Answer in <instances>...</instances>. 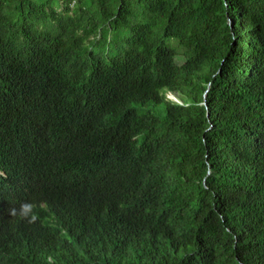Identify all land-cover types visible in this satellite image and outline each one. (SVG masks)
I'll use <instances>...</instances> for the list:
<instances>
[{
	"label": "trees",
	"instance_id": "obj_1",
	"mask_svg": "<svg viewBox=\"0 0 264 264\" xmlns=\"http://www.w3.org/2000/svg\"><path fill=\"white\" fill-rule=\"evenodd\" d=\"M0 264H264V0H0Z\"/></svg>",
	"mask_w": 264,
	"mask_h": 264
},
{
	"label": "clouds",
	"instance_id": "obj_2",
	"mask_svg": "<svg viewBox=\"0 0 264 264\" xmlns=\"http://www.w3.org/2000/svg\"><path fill=\"white\" fill-rule=\"evenodd\" d=\"M41 207H45L41 204ZM41 207H34V204L30 201L22 202L19 207H11L8 213L11 217H18L22 220H26L28 223H33L37 219L39 222L47 221V218L42 217ZM45 223V222H44ZM53 223H56L53 221Z\"/></svg>",
	"mask_w": 264,
	"mask_h": 264
},
{
	"label": "rangeland",
	"instance_id": "obj_3",
	"mask_svg": "<svg viewBox=\"0 0 264 264\" xmlns=\"http://www.w3.org/2000/svg\"><path fill=\"white\" fill-rule=\"evenodd\" d=\"M177 59H178L179 62H182L185 58H184L183 55H179V56L177 57ZM168 97L171 98V99H173V100L178 99L175 95H172V94H168ZM178 100H179V99H178ZM162 107H163L162 111L164 112V106H162Z\"/></svg>",
	"mask_w": 264,
	"mask_h": 264
},
{
	"label": "water",
	"instance_id": "obj_4",
	"mask_svg": "<svg viewBox=\"0 0 264 264\" xmlns=\"http://www.w3.org/2000/svg\"><path fill=\"white\" fill-rule=\"evenodd\" d=\"M206 94H207V91H206V93H205V97H206ZM176 101H179L178 99H176ZM205 104H206V102H204ZM209 114V113H208Z\"/></svg>",
	"mask_w": 264,
	"mask_h": 264
}]
</instances>
